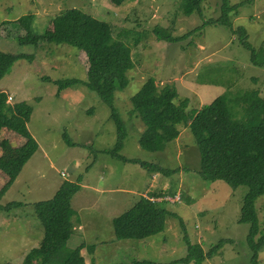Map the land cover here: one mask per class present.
I'll return each mask as SVG.
<instances>
[{
    "label": "rangeland",
    "instance_id": "obj_1",
    "mask_svg": "<svg viewBox=\"0 0 264 264\" xmlns=\"http://www.w3.org/2000/svg\"><path fill=\"white\" fill-rule=\"evenodd\" d=\"M181 1L127 0L115 6L109 0H0V25L33 14L35 34H42L57 14L70 8L109 23L113 36L131 49L134 63L126 73L128 86L114 98L127 130L119 154L175 170L171 176L152 174L106 152L117 141L109 106L81 82L60 86L46 80L86 81L84 52L56 44L35 49L16 40L0 39L2 52L35 53L34 62L19 60L14 64L0 81V90L9 94L10 107L26 102L33 108L26 130L37 146L0 199L3 206L15 202L10 209L0 210V264H21L26 254L39 245L44 229L35 215L34 204L51 199L64 181L80 186L71 199L74 233L67 248L84 246V264H182L177 261L188 253L185 235L204 252L221 239L232 240L203 264H250L246 242L249 225L239 222L249 187L232 188L223 181L204 180L199 173L200 155L194 137L183 126L179 127V137L168 143L164 151L143 149L139 139L145 125L133 115L130 100L148 78H154L160 88L178 86L180 97L190 100L189 110L200 109L227 90L236 94L258 90L264 98V65L252 63L251 52L243 47V33L239 31L244 28L247 41L257 51L264 50V0H228V7L241 4L229 14L231 28L211 24L222 14L221 0H202L200 10L190 16L180 11ZM157 27L175 37L189 34L179 42L168 43L158 40L154 31ZM65 135L73 146L65 142ZM24 142L12 130H1L0 157L14 158ZM7 179L0 171V190ZM153 193L181 196L168 205L157 202L176 217H167L165 230L160 234L143 240H116L112 219L141 196L149 198ZM255 204L260 235H264V196ZM91 245L95 246L93 253L89 251ZM260 264H264V247Z\"/></svg>",
    "mask_w": 264,
    "mask_h": 264
},
{
    "label": "trees",
    "instance_id": "obj_2",
    "mask_svg": "<svg viewBox=\"0 0 264 264\" xmlns=\"http://www.w3.org/2000/svg\"><path fill=\"white\" fill-rule=\"evenodd\" d=\"M109 1L115 6H121L127 0ZM221 1L222 14L211 24L231 28L229 14L241 4L228 7V0ZM201 2L202 0H182L179 9L186 16H190L195 10H200ZM34 19L35 15L27 14L14 21L2 22L0 39L16 40L22 45H33L35 49L45 44H56L68 45L84 52L86 81H51L48 77L46 80L60 86L63 83L70 85L73 82H81L89 90L96 92L109 106L110 117L117 129V141L115 147L106 152L124 162L138 164L152 174H174L175 170L137 159H127L119 154L123 149L127 130L114 106V98L117 92L124 91L128 86L130 80L126 73L134 67V63L131 60V49L113 36L112 26L77 8H70L57 14L42 34H35L32 30ZM154 31L158 34V40L168 43L179 42L189 34L175 37L161 27L155 28ZM239 31L243 33V47L251 52L252 63L255 66H263L264 50L260 48L261 50L257 51L247 41L244 28H239ZM34 58L35 53L12 54L0 51V81L11 72L16 62H32ZM130 101L133 115L139 117L145 125L139 139L143 149L164 151L168 143L179 137V127L183 126L188 128L194 137L200 155L199 173L204 180L223 181L232 188L242 185L249 187L243 198L239 222L249 225L246 242L250 264H260L264 235H260L255 204L259 197L264 196V98L260 92L251 90L236 94L227 90L200 109L189 110L190 100L182 99L174 84L160 88L154 78H148ZM32 113L33 108L26 102L10 107L7 94L0 92V132L9 129L25 139L14 158L4 160L0 157V171L8 178L0 190V199L37 150L26 130V123L30 122ZM64 138L69 146L74 145L67 135ZM79 189L77 182L64 181L51 199L34 204L35 215L43 226L44 236L39 245L26 254L21 264L85 263V258L81 255L84 246L67 248V243L74 233L75 212L71 207V199ZM163 195L165 194L153 193L150 197ZM13 204L15 202L7 206L0 204V210L10 209ZM167 217H176V214L163 204L141 196L128 210L112 219L115 238L143 240L160 234L165 230ZM181 224L185 228L182 221ZM185 243L188 253L177 262L203 264L206 259L214 257L226 243H232V240L221 239L208 252H204L200 245L192 244L187 235ZM94 250L95 246L91 245L89 251L93 253Z\"/></svg>",
    "mask_w": 264,
    "mask_h": 264
},
{
    "label": "built area",
    "instance_id": "obj_3",
    "mask_svg": "<svg viewBox=\"0 0 264 264\" xmlns=\"http://www.w3.org/2000/svg\"><path fill=\"white\" fill-rule=\"evenodd\" d=\"M9 99H11V98H9L8 97V100ZM180 195H173V197H168V196H166V195H163V196H160V197H155V198H153V197H146V198H148L150 201H152V202H168L169 204L170 203H173V202H176V201H179L180 200Z\"/></svg>",
    "mask_w": 264,
    "mask_h": 264
},
{
    "label": "crops",
    "instance_id": "obj_4",
    "mask_svg": "<svg viewBox=\"0 0 264 264\" xmlns=\"http://www.w3.org/2000/svg\"><path fill=\"white\" fill-rule=\"evenodd\" d=\"M201 48H203V47H201ZM200 48V49H201ZM211 56V55H210ZM35 60V59H34ZM34 62V61H33ZM31 63V62H30ZM13 68V67H12ZM6 77V76H5ZM4 77V78H5ZM3 78V79H4ZM157 83V82H156ZM201 85H204V86H209V85H216V84H206V83H202ZM176 86V85H175ZM176 88H177V90L179 89V87L178 86H176ZM220 88H222V87H220ZM0 91H2V92H5L6 94H8L7 92H6V90H4V89H1ZM179 92V91H178ZM9 95V94H8ZM70 107L72 108V106L70 105ZM73 110H74V108H72ZM26 127H27V123H26ZM156 180V178H154V179H152V181L154 182ZM143 196H146V195H143Z\"/></svg>",
    "mask_w": 264,
    "mask_h": 264
}]
</instances>
